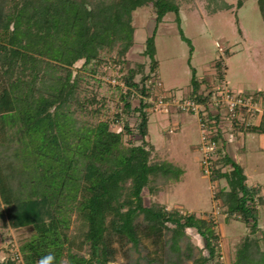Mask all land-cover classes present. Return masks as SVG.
Here are the masks:
<instances>
[{
	"label": "trees",
	"instance_id": "16d2710c",
	"mask_svg": "<svg viewBox=\"0 0 264 264\" xmlns=\"http://www.w3.org/2000/svg\"><path fill=\"white\" fill-rule=\"evenodd\" d=\"M245 1L204 0L209 15L237 11ZM256 2L264 22V0ZM145 6L155 14L144 50L151 64L136 81L141 65L127 68L125 62L135 43L133 13ZM168 12L179 19V0H0V219L30 233L15 257L7 251L1 264H17L18 254L22 264H37L49 253L54 264L64 258L67 264H108L119 248L137 247L143 239L156 248L168 244L176 253L177 260L163 264H223L212 217L168 209L158 201L143 203L145 188L157 195L184 171L169 160L153 159L155 147L146 141L151 105L140 98L152 94L147 82L157 77L154 35ZM109 63L122 74L126 90L120 93L121 110L101 119L106 100L89 83ZM201 84L193 73L188 97L206 106L212 92L202 93ZM134 95L136 106L130 100ZM132 112L137 114L133 126L126 119ZM206 117L210 129L218 124V114ZM232 121L244 133H264V112L258 123L239 125L235 116ZM113 123L120 129H112ZM211 136L224 146L218 128ZM208 176L226 183L213 192L226 217L249 229L229 264H264V248L254 236L260 231L264 184L248 185L242 165L226 152L210 159ZM74 220L78 227L71 233ZM188 229L204 240L197 256ZM82 251L87 256L79 255Z\"/></svg>",
	"mask_w": 264,
	"mask_h": 264
},
{
	"label": "rangeland",
	"instance_id": "374dc122",
	"mask_svg": "<svg viewBox=\"0 0 264 264\" xmlns=\"http://www.w3.org/2000/svg\"><path fill=\"white\" fill-rule=\"evenodd\" d=\"M227 1L235 5V0ZM133 16L135 43L126 55L125 65L133 69L141 65L135 76V80L139 81L150 69L151 59L145 55L144 50L145 40L151 36L155 26V14L152 6H145L136 9ZM182 34L187 40L183 39ZM154 44V59L157 64V77L154 80L161 83L160 86L154 85V92L156 95L168 94L165 101L169 104L165 108L155 104L147 108L149 119L146 141L155 147L153 159L169 160L184 171L179 181L163 186L157 195L149 194L145 188L142 191L143 203L150 205L158 201L168 209L212 217L219 234V259L223 264H229L237 245L249 235L248 226L235 217H226L224 208L213 200L216 186L226 183L224 180H220L218 184L211 182L209 174L202 169L204 155L198 115L180 110L174 102L189 98L193 73L196 80L202 81V93L211 91L216 94L217 87L225 84L242 95L260 90L262 93L253 96L264 98V22L260 10L256 0H246L237 11L233 7L209 15L204 0H179V19L175 20L174 12L166 13L162 22L157 25ZM219 67L221 74L218 72ZM98 71L90 76L89 85L99 97L106 100V109L101 119H112L121 110L123 104L120 102V93L124 90L117 88L119 85L115 84L116 80L113 81L114 84L111 82L118 73L114 64H105ZM81 82L82 85L87 83L86 80ZM137 98L134 95L130 99L133 106L138 105ZM208 107L210 108L207 105ZM211 110L219 118L218 124L213 125L212 129L208 128L212 131L218 128L224 139V146L217 147L216 152H226L242 165L248 185L264 184V133H244L236 128L230 117L227 118L224 109ZM136 115L132 112L126 116L131 126L135 124ZM261 115L262 113L256 114L245 109L235 117H238L240 125L243 120L256 123ZM119 125L120 123H113L111 127L119 130ZM138 139L139 136L135 135L136 143H141ZM258 225L260 231L254 236L264 248V205H259ZM77 227L78 223L74 220L71 233ZM188 234L193 254L197 256L204 240L193 229H188ZM29 235L26 228H11L0 219V263H3L7 251L11 257H15L19 244ZM168 237L169 233H166L165 240ZM186 241L187 239L182 241L181 246ZM79 255L87 256L84 251ZM177 258L168 244L156 248L149 239H143L137 247L127 244L119 248L115 259L108 264H163ZM16 261L17 264H22L20 259L16 258ZM62 264H67L65 258ZM181 264H192V261L184 260Z\"/></svg>",
	"mask_w": 264,
	"mask_h": 264
},
{
	"label": "built area",
	"instance_id": "2783aa9c",
	"mask_svg": "<svg viewBox=\"0 0 264 264\" xmlns=\"http://www.w3.org/2000/svg\"><path fill=\"white\" fill-rule=\"evenodd\" d=\"M121 73L118 72L115 77H113L112 81L116 80L117 85H119L123 90H126V85L124 81L122 80ZM114 84V82H113ZM151 85L152 88V94L148 97L141 96L140 98L143 99L144 102L150 103V105L155 104L156 106H162L166 107L169 103L166 100L168 94H161L156 95L154 92L155 87L154 85L160 86L161 83L156 80L149 79L147 82V86ZM217 93L212 94V99L210 102H208V106H210L209 110L207 108V105L205 106L203 103H198L192 99H184L174 102V104L182 111H190L198 115L199 123L201 126V140H202V152H203V166L204 171L209 174V163L210 159L213 158V155L217 151V142L215 139L211 136V130L208 128L206 124L207 114H212L213 111L212 108L221 111L222 109L225 110L226 115H228L227 118H231L236 116L238 113H240L242 110H247L248 112L252 111L253 113L256 112V114H261L264 112V98H255L253 94H240L239 92H234L230 88L227 87V85L223 84L219 87H217ZM170 96V95H169ZM156 97V98H154ZM253 109V110H252ZM212 112V113H211ZM214 114H212L213 116ZM17 259L21 260L20 255H17Z\"/></svg>",
	"mask_w": 264,
	"mask_h": 264
},
{
	"label": "clouds",
	"instance_id": "9594fccd",
	"mask_svg": "<svg viewBox=\"0 0 264 264\" xmlns=\"http://www.w3.org/2000/svg\"><path fill=\"white\" fill-rule=\"evenodd\" d=\"M55 257L49 253L43 257L37 262V264H54Z\"/></svg>",
	"mask_w": 264,
	"mask_h": 264
},
{
	"label": "crops",
	"instance_id": "0c3cea01",
	"mask_svg": "<svg viewBox=\"0 0 264 264\" xmlns=\"http://www.w3.org/2000/svg\"><path fill=\"white\" fill-rule=\"evenodd\" d=\"M258 121H259V120H257V122H256V123H258Z\"/></svg>",
	"mask_w": 264,
	"mask_h": 264
},
{
	"label": "water",
	"instance_id": "95a60500",
	"mask_svg": "<svg viewBox=\"0 0 264 264\" xmlns=\"http://www.w3.org/2000/svg\"><path fill=\"white\" fill-rule=\"evenodd\" d=\"M1 264V263H0Z\"/></svg>",
	"mask_w": 264,
	"mask_h": 264
}]
</instances>
